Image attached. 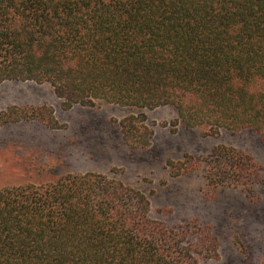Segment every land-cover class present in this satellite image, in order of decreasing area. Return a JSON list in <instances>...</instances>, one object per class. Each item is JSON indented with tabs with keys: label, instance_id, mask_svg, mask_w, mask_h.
Wrapping results in <instances>:
<instances>
[{
	"label": "trees",
	"instance_id": "trees-1",
	"mask_svg": "<svg viewBox=\"0 0 264 264\" xmlns=\"http://www.w3.org/2000/svg\"><path fill=\"white\" fill-rule=\"evenodd\" d=\"M8 81L50 85L63 110L98 101L169 106L174 127L250 131L264 141V0H0V84ZM22 122L63 128L48 106L0 109V128ZM118 126L129 149L150 146L153 130L142 112ZM168 168L173 177L200 171L207 196L238 191L252 205L264 187V169L227 145ZM217 258L210 223L168 226L151 216L144 193L103 174L0 187V264ZM244 258L238 264H264L260 252Z\"/></svg>",
	"mask_w": 264,
	"mask_h": 264
},
{
	"label": "rangeland",
	"instance_id": "rangeland-1",
	"mask_svg": "<svg viewBox=\"0 0 264 264\" xmlns=\"http://www.w3.org/2000/svg\"><path fill=\"white\" fill-rule=\"evenodd\" d=\"M12 105L48 106L63 128L51 130L37 122L0 128V187L54 181L70 172L103 174L144 193L151 216L168 226L190 218L210 223L218 237V258L200 264H238L247 251L264 254V187L252 205L238 191L207 196L200 191V171L173 177L168 168L185 155L206 156L212 147L227 145L264 169V141L256 134L221 130L209 135L203 128L174 127L176 112L169 106L148 110L98 101L91 108L63 110L50 85L33 82L0 84V109ZM139 112L153 135L146 150L133 151L124 145L118 123Z\"/></svg>",
	"mask_w": 264,
	"mask_h": 264
}]
</instances>
